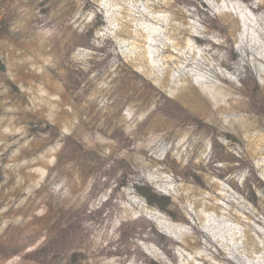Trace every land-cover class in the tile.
Masks as SVG:
<instances>
[{
    "label": "rangeland",
    "instance_id": "374dc122",
    "mask_svg": "<svg viewBox=\"0 0 264 264\" xmlns=\"http://www.w3.org/2000/svg\"><path fill=\"white\" fill-rule=\"evenodd\" d=\"M262 2L0 0V264H264Z\"/></svg>",
    "mask_w": 264,
    "mask_h": 264
},
{
    "label": "trees",
    "instance_id": "16d2710c",
    "mask_svg": "<svg viewBox=\"0 0 264 264\" xmlns=\"http://www.w3.org/2000/svg\"><path fill=\"white\" fill-rule=\"evenodd\" d=\"M263 9H264V2L260 3L256 8H255V12L259 13V12H263ZM262 19L264 18V15H261ZM263 32V31H262ZM131 141L129 140L128 143H130ZM108 171V170H107ZM97 178V177H96ZM99 181H95V184L93 185V190L95 189V186L99 185L98 184ZM136 190L138 191V193L144 197L147 202L153 206V207H156L158 209H160L161 211L171 215L172 214V211H171V208H172V201L169 197L165 196V195H162L160 193H158L154 188L150 187V186H143V187H139V186H136L135 187ZM92 190V193L94 195V191ZM88 204H83L81 206V209H83L79 215L80 217V220H84L88 217V214H87V209H88ZM80 210V209H79ZM81 215H82V218H81ZM172 216V215H171ZM81 232L83 233L84 232V225L81 223Z\"/></svg>",
    "mask_w": 264,
    "mask_h": 264
}]
</instances>
